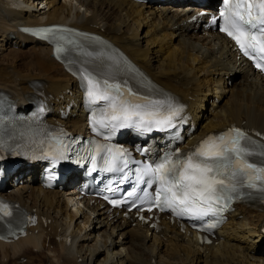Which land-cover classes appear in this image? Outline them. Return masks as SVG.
I'll use <instances>...</instances> for the list:
<instances>
[{
  "label": "bare ground",
  "instance_id": "6f19581e",
  "mask_svg": "<svg viewBox=\"0 0 264 264\" xmlns=\"http://www.w3.org/2000/svg\"><path fill=\"white\" fill-rule=\"evenodd\" d=\"M175 3L0 0V92L24 106L39 91L56 111L64 101L78 99L75 79L53 59L51 47L17 29L20 23L64 21L109 39L185 104L186 119L196 125L185 143L232 122L264 132V84L257 72L237 62L220 33L188 21L195 6ZM71 110L76 114L60 122L76 131L83 127L82 110ZM23 168L32 172L22 180L37 176L38 164ZM3 194L36 212L38 223L19 239L0 240V263L26 256L19 264H264L263 208L238 205L211 242L200 243L195 233L167 220L158 230L132 225L119 214L108 218L99 204L84 199L86 207L80 208L63 191L37 183L17 182Z\"/></svg>",
  "mask_w": 264,
  "mask_h": 264
},
{
  "label": "snow or ice",
  "instance_id": "6c2138e0",
  "mask_svg": "<svg viewBox=\"0 0 264 264\" xmlns=\"http://www.w3.org/2000/svg\"><path fill=\"white\" fill-rule=\"evenodd\" d=\"M224 4L226 7L220 13L223 17V26L220 31L233 39L240 46L243 54L253 59L256 66L264 71V63L256 61L252 54L253 51L257 55L264 54V0H224ZM43 31L47 33L53 29ZM88 82L91 85L89 96L109 99L106 94L98 95V86L92 80L89 79ZM107 87H115L119 91V86L107 85ZM127 104L126 100H121L119 105L112 104V120L122 117L124 121H127L131 116L139 115L138 112L130 111L129 107H126ZM130 107L134 109L139 105ZM175 114L176 109L170 106L168 116L149 122L161 126H174L171 117ZM149 115H158V113ZM143 119L141 117V120ZM121 126L124 125L121 124ZM242 141L245 143L242 144ZM247 145L245 132L233 127L218 138L209 137L184 159H177L175 162L167 159L157 165L152 169V175L160 183V192L156 199L157 206L160 204L159 196H163L165 203L180 207L181 212L192 211L194 215L200 213L202 217L212 210L213 205L224 198L223 194L226 191H236L235 182L238 178L242 185L246 182L248 188L264 193V166L249 162L247 158L254 153ZM60 155L61 158H66L63 153ZM260 155L264 156V151ZM105 163L108 164V171L116 170L109 161ZM124 163L126 165L127 162ZM202 205H207V209H202L200 207ZM0 208L3 209L4 215H10L6 205H0ZM213 226L209 225V227Z\"/></svg>",
  "mask_w": 264,
  "mask_h": 264
},
{
  "label": "rangeland",
  "instance_id": "374dc122",
  "mask_svg": "<svg viewBox=\"0 0 264 264\" xmlns=\"http://www.w3.org/2000/svg\"><path fill=\"white\" fill-rule=\"evenodd\" d=\"M33 253L36 254L35 252H33ZM45 255H46V253H45ZM20 261H21V259H20ZM20 261L18 263L13 262V264L26 263V260L25 259H22L21 262ZM4 264H12V261H9L8 263H4Z\"/></svg>",
  "mask_w": 264,
  "mask_h": 264
}]
</instances>
